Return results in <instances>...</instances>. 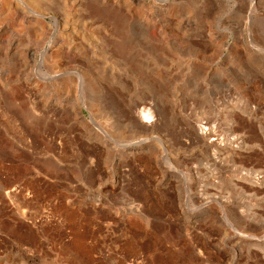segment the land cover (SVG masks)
Here are the masks:
<instances>
[{
	"label": "rangeland",
	"instance_id": "rangeland-1",
	"mask_svg": "<svg viewBox=\"0 0 264 264\" xmlns=\"http://www.w3.org/2000/svg\"><path fill=\"white\" fill-rule=\"evenodd\" d=\"M0 11V264H264V0Z\"/></svg>",
	"mask_w": 264,
	"mask_h": 264
},
{
	"label": "bare ground",
	"instance_id": "bare-ground-1",
	"mask_svg": "<svg viewBox=\"0 0 264 264\" xmlns=\"http://www.w3.org/2000/svg\"><path fill=\"white\" fill-rule=\"evenodd\" d=\"M1 1H2V3L4 2V0H1ZM3 12H4V11H0V15H2ZM0 30H1V27H0ZM146 113H147V112H146ZM146 113H145V115H144V118H147V119H148L150 116H149V114H146ZM240 235H241V234H240Z\"/></svg>",
	"mask_w": 264,
	"mask_h": 264
}]
</instances>
